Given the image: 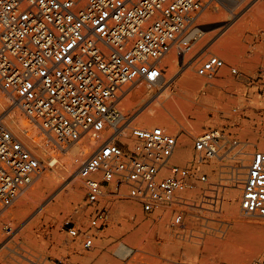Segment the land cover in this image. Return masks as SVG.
I'll use <instances>...</instances> for the list:
<instances>
[{
    "label": "built area",
    "instance_id": "2783aa9c",
    "mask_svg": "<svg viewBox=\"0 0 264 264\" xmlns=\"http://www.w3.org/2000/svg\"><path fill=\"white\" fill-rule=\"evenodd\" d=\"M226 1L250 0H0V87L21 112L57 145L89 135L98 143L83 162L87 230L67 222V233L94 246V230L107 224L105 189L111 183L128 187L145 212L173 203L207 183L208 160L220 155L224 128H210L196 138L195 159L174 162L179 138L162 126L124 127L119 100L129 85L166 82V58L183 64L194 54L202 35V14ZM227 63L211 55L196 69L215 78ZM233 74H239L232 67ZM264 99V68L251 78ZM264 110V109H263ZM11 112L0 113V217L39 179L44 164L8 125ZM127 132L129 148L121 139ZM235 143H239L235 140ZM118 194L117 191L113 192ZM241 209L264 218V151L256 150L243 180ZM184 212L174 222L183 223ZM51 264H68L56 259ZM227 264V263H220ZM264 264V252L252 262Z\"/></svg>",
    "mask_w": 264,
    "mask_h": 264
},
{
    "label": "rangeland",
    "instance_id": "374dc122",
    "mask_svg": "<svg viewBox=\"0 0 264 264\" xmlns=\"http://www.w3.org/2000/svg\"><path fill=\"white\" fill-rule=\"evenodd\" d=\"M235 7L238 9L234 10L238 12L237 14L228 11ZM208 13L216 17L213 19L216 22L203 19ZM219 14L223 15L219 16ZM222 19H226V24L222 23ZM200 23L202 24V35L195 46L194 54L188 56L184 64L176 57L178 60L175 64L176 67L172 65V71L168 75L170 76L173 72V76H175L170 84L161 92L154 93L147 100L146 106H144L143 99L134 102L133 107L129 108L130 110L127 105L130 92L132 93L138 85H147L145 82L127 86L119 100V108L125 114L124 122L126 121V124L124 127H128L130 124L127 132L131 127L162 126L168 132L178 136L179 146L174 157V162L178 164L187 165L195 159L194 145L198 136L210 128H224L226 138L222 143L220 155L208 160L204 166L209 174L208 182L198 183L182 196L186 198L195 190H200V193L198 192L192 200H185L184 202L188 201L187 205L173 203L154 212H145L140 202L129 196L127 186L118 185L117 187V183H111L105 189L106 195L103 201L108 207L107 224L100 230L92 231L95 235L94 246L85 248L83 237L74 240L67 233V222L75 223L84 230L90 226L91 211L85 206L86 190L82 178L79 177L83 192L81 200L72 199L66 188L64 192L67 197L62 203L57 204L56 200L47 202L46 208H52L50 211L45 212L46 208L42 212L34 211L36 202L34 204L32 200L20 217L11 220L15 227L25 223L16 231L14 229L3 230V237L0 236V264H51L56 259H64L68 264H241L242 262H252L261 256L264 247L255 258L249 257L247 251L249 245L261 237L263 232L246 229L237 238H233L234 224L226 212V204L228 203V189L232 184L238 158L246 155L247 164H249L253 152L264 151L262 141L264 136V99L260 95L259 88L251 83V78L264 68V0H250L242 5H233V2L226 1L223 7L212 5L202 14ZM207 26L208 30L205 29ZM222 26L225 27L224 30L218 35H214L217 31L216 28L219 29ZM230 27L242 28L239 41L234 46L238 51V56L233 58L224 57L216 47L228 36ZM204 32L206 33L204 34ZM215 41L217 42L212 45ZM211 55L224 58L227 66L215 78L205 79L197 74L196 69L202 61ZM172 56L165 60L166 65L170 64L169 60L172 59ZM192 62H194L193 65ZM232 67H236L239 74H233ZM188 76L195 78L198 83L182 90L179 95L176 94L180 84ZM168 88L170 90L165 92L166 95L163 94L165 99L160 98ZM3 94L6 95L5 92ZM178 101L208 110V121L204 123L196 137L190 141L185 140L188 135V127L198 121L192 114L195 108L190 111L180 105ZM173 105L175 107L170 109L169 106ZM151 107L162 108L167 117L175 120L176 127L171 128L161 125V123L149 127L141 122L140 117L132 120V115L145 113L144 111ZM22 116L24 120L34 126L33 130L26 131V133H31L32 139H40L42 143L44 142V146L47 148L45 151L47 160L50 158L59 160L66 155V151L61 145L53 142L23 113ZM18 137L20 136L18 135ZM235 140L239 143H235ZM87 141L92 142L89 135L72 144L63 143L62 146L70 149ZM121 141L128 149V141H125L124 138ZM35 153H37L36 148ZM184 153L186 156L182 157ZM213 164H218V170L210 167ZM45 171L48 170L44 168L42 173ZM39 181L40 178L0 217V224L6 226L4 221L6 217L13 218L12 213L21 209L20 200L22 201L35 185L40 183ZM115 191L118 194H114ZM242 193L243 181L237 201L240 217L247 222L251 220L264 222V218L247 216L242 212ZM128 204L136 205L138 211L130 210ZM208 204L210 206H207ZM191 205L192 208H189ZM179 211L184 212V220L182 224L177 225L174 218ZM24 225L26 227L20 232ZM62 246L67 248L61 249ZM127 248H132L133 252L127 254Z\"/></svg>",
    "mask_w": 264,
    "mask_h": 264
},
{
    "label": "bare ground",
    "instance_id": "6f19581e",
    "mask_svg": "<svg viewBox=\"0 0 264 264\" xmlns=\"http://www.w3.org/2000/svg\"><path fill=\"white\" fill-rule=\"evenodd\" d=\"M233 5H236V3H233ZM234 10L235 11L238 10L237 7L233 8V9H228L229 12H233L234 14H237L238 12H235ZM226 14H228V13H226ZM220 15H223V14H219V16ZM226 16H228V15H226ZM203 19L213 20V19H216V17L213 16V14L208 13V14H206L204 16ZM220 21H221V19H220ZM225 21H226V19H222V23L223 24H226ZM214 22H216V21H214ZM224 28H225L224 26L220 27L219 29L216 28L217 31H215L214 35H216V34L218 35L222 30H224ZM205 29L208 30L209 27L207 26ZM241 31H242V28H239V27L232 28V27H230V31H228L230 33L229 34L227 33L228 36L222 42H220L219 45L216 46L217 47V51L221 55L223 54V56L227 57V58H233L234 56H238V51L235 49L234 46L239 41L238 39H239ZM205 33L206 32H204V34ZM213 33H214V30H213ZM216 42L217 41H215L212 45H214ZM173 56H175V55H173ZM173 56H172V59H170V60L168 59L169 62H170V64H168L169 73H170V71H172L171 70V68H173L172 65L175 66L176 62L178 61L176 56L175 57H173ZM193 64H194V62H192V65ZM187 69H189V68H187ZM174 77L175 76H173V72H172V74L170 76H167L166 82L162 86L153 87V86H150L148 84L147 85H138V86H136L134 88V90L132 91V93L130 92V94L128 96L129 97V100H128V103H127L128 109L132 108L133 107V103L136 102L137 100H140V99L144 100V104H145L144 106H146V104L148 103L147 100L149 98H151V96L154 93L161 92L168 84H170V82L172 81V79ZM197 83H198V81L195 78L190 77V76L186 77L183 80V82L180 84L179 91L176 94L179 95L182 90H184V89H186L188 87L195 86ZM169 90H170L169 88L166 89L162 93L160 98H164V95H166L165 92H167ZM173 91H175V90H173ZM3 92L4 91L0 87V113L8 108V111L11 112L9 114V117H8V125H9V127L11 128V130L13 132L17 133L20 137H22L20 139L28 146V148L34 154H38L37 157H39V159L41 160V162L45 166L44 168L46 170H48V171H45L44 173H42L40 175V177H39L40 178V181H39L40 183L35 185V187L32 189V191L29 192L22 199V201L20 200V204L19 205H20L21 209H19L16 212L12 213L13 218L9 219L8 218L9 216L6 217V219L4 220L6 226H4L3 224H0V236L1 237H3L2 233H3L4 229H11V230L14 229V231H16L19 228H21V226H23V224L25 222H23L22 225H20L18 227H15L11 223V220L14 219L15 217H20V215H22L24 213V209L27 207L28 203L30 201H32V200L34 201V204L36 202V204H35L36 206H35V210L34 211H38L39 210L41 212L48 205L47 202H51L52 200H56L57 204L62 203L63 200L67 197V195L64 192V189H66V188L68 190V195H70L72 199H74L76 201L81 200L82 197H83V192H82V187H81L82 185H81V183L79 181V177H80L79 170H80V167L83 164V162L98 147V146L96 147V145L98 143L96 141H93V140H92V142L91 141H87L84 144L80 143V144L75 145L74 147H72L70 149H67L65 146L61 145V147L66 151V155L63 156L59 160H57V158H50L49 160H47L46 159L47 156L45 155V151H46L47 148L44 146V142L42 143L40 139H37V140L36 139H32L31 138L32 134L31 133H26V131L33 130L34 126L30 125L29 122H27L26 120L23 119L22 112L16 106V103L10 97H8L7 95H4ZM169 95H171V94L169 93ZM161 101H162V99H161ZM175 101H177V100H175ZM178 103L180 105H182L183 107H185L186 109H189L190 111H191V109L195 108V111L192 114L195 115V117H196V119H198V121L196 123H193L192 126L188 127V129H187L188 130V135L186 136V140H185V141H190L192 138L196 137L197 133L199 131H201L204 123L206 121H208V110L205 109V108H201L200 106H189L188 104H186L185 102H182V101H178ZM155 104H153V105H155ZM14 105H15V107H13ZM169 107L171 109V108H174L175 105L169 106ZM147 110L144 111L145 113H140V114L138 113L137 115L136 114L132 115V120L133 119L135 120L138 117H140L141 122L143 124H145L146 126H149V127H152L153 125L160 124V123H161V125L162 124L163 125H167L168 127H171V128H175L176 127L175 120L172 119V118L167 117L166 116V112L162 108L151 107L150 109H147ZM122 135H124L123 138L126 141L127 138H128V135H126V132L123 131ZM262 141L264 143V136L262 138ZM37 147H38V149H37ZM35 148H36V152L37 153H35ZM185 156H186L185 153L182 154V157H185ZM238 159L239 160H238V164L236 166V170L234 171L232 184L230 185V189H228L229 192H228V203L226 204V212L230 215V217H231V219L233 221V224H234V230L232 232V237L233 238H237L239 236V234L241 232H243L244 230H246V229H255V230H259L260 232H263V235L261 237H259L256 241H254V243H252L251 245L248 244L250 247L248 248L247 255L249 257L255 258L261 252V250L264 247V222H262V221L261 222H256L257 220L255 222H253L252 220L250 222H247L244 219H242L240 217V215H239L238 202L237 201H238L240 188L242 187V181L244 179V175L246 174V170H247V167H248L249 164H247V159L248 158H247L246 155H244V156L242 155ZM210 167H214L215 169L218 170V164H215V165L213 164ZM198 192L200 193V190L199 191L195 190L193 193H190V195L188 197H186V199L187 200H192V198L195 197ZM128 205H129L128 207H129L130 210L138 211V207L136 205H130V204H128ZM207 206H210V204H208ZM185 208H187V207L185 206ZM189 208H192V205ZM189 208H187V209H189ZM51 209L52 208H46V210H44V211L45 212L46 211H50ZM208 211H210V210H208ZM167 214H168V212H167ZM25 227L26 226L24 225V227H22V229H20V232H22ZM244 234H246V233H244ZM66 248L67 247H65V246L61 247V249H66ZM71 249H73V248H71ZM132 252H133L132 248H127L126 249V253L127 254L132 253ZM76 258H75V260H77ZM78 259H80V258H78ZM192 264H194V263H192Z\"/></svg>",
    "mask_w": 264,
    "mask_h": 264
}]
</instances>
